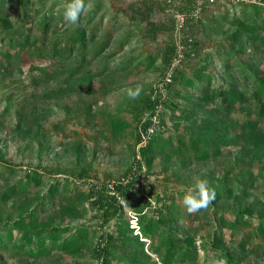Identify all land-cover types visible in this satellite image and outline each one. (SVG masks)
Returning <instances> with one entry per match:
<instances>
[{"label":"trees","instance_id":"16d2710c","mask_svg":"<svg viewBox=\"0 0 264 264\" xmlns=\"http://www.w3.org/2000/svg\"><path fill=\"white\" fill-rule=\"evenodd\" d=\"M68 3L0 0V85L26 71L34 91L55 97L57 106H63L60 98L75 93L90 96L111 89L121 72L107 60L120 47L101 53L115 37L118 17L113 14L104 23L105 12L99 13L104 0H85L79 22L72 24L62 15ZM160 3L167 22L154 25L169 37L161 49L159 80L174 59L179 62L171 68L170 81H164L161 126L138 148L159 97L147 96L137 106L132 161L122 173L135 165V177L116 183L112 194L106 185L97 189L87 182L86 166L78 171V181L65 173L46 179L42 168L18 170L3 163L0 148V264H61L65 259L72 264H264V6L206 3L177 31L174 9L187 12L191 0ZM129 33L120 45L128 43ZM98 57L105 62L93 66ZM130 61L139 68L140 61ZM12 97L7 93L4 112ZM39 107L15 109L8 132L38 153L46 144L42 119L48 106ZM166 109L174 129L169 133ZM108 123L113 136L130 126L118 115ZM156 156L178 179L185 176L188 188L206 180L215 199L189 213L182 199L187 189L153 196L152 182L143 184V177ZM117 195L134 212L138 233ZM88 210L93 214L86 219Z\"/></svg>","mask_w":264,"mask_h":264},{"label":"rangeland","instance_id":"374dc122","mask_svg":"<svg viewBox=\"0 0 264 264\" xmlns=\"http://www.w3.org/2000/svg\"><path fill=\"white\" fill-rule=\"evenodd\" d=\"M104 2L99 12H105L104 23L116 14L118 20L115 23L119 27L113 41L104 48L101 55L104 56L120 47V52L107 61L109 66L121 72V75L115 76L114 85L108 91L90 96L75 93L71 97L60 98L57 103L63 106L55 104L57 100L55 97L46 99L42 92H35L26 71L20 76L6 79L4 85H0V148L6 160L3 163L8 161L18 170L30 167L42 168L46 179L63 176L65 173L66 176L77 181L78 171L86 166L85 178L90 183L121 176L131 164V152L135 144L133 133L137 122L135 116L139 114L137 106L147 96L155 94L154 86L163 71L161 49L164 48L169 37L168 31H161L154 24L166 23L167 18L161 9L160 0H104ZM238 8L234 10L238 11ZM129 31L128 43L125 46L120 45L119 40ZM206 46L207 44L203 42L202 47L206 48ZM132 58V64L140 61L138 69L127 64ZM104 62V58L98 57L92 65L97 66ZM123 65L125 69H122ZM136 87L141 89L140 94L134 98L128 96V89L134 90ZM7 93L13 95L12 105L9 111L4 112ZM33 105L38 106V110H41L39 107L41 105L48 106L42 119L46 144L40 153L34 145L28 144L23 138L8 134L9 128L11 129L16 121L14 110L19 107L29 111ZM142 111V115L147 112L144 109ZM115 115L120 116L130 125L119 136L111 135L108 123V118ZM164 115L169 130L167 132H172L174 129H171L173 127L171 111L166 109ZM160 159L159 156L153 159L143 177V184L152 182L153 196L162 193L175 195L179 190L188 189L190 185L186 177L182 175L178 179L172 167L164 168ZM135 200L136 195H132L130 201ZM123 207L131 226L135 227L133 233H138L136 218H131L135 216L134 212L127 204ZM92 214L93 211L88 210L85 218H91ZM110 228H113L112 223L107 226V229ZM199 254L201 261L202 251ZM90 260L89 256L85 258L87 263ZM10 264H20V261L10 260ZM61 264H72V262L65 259Z\"/></svg>","mask_w":264,"mask_h":264},{"label":"built area","instance_id":"2783aa9c","mask_svg":"<svg viewBox=\"0 0 264 264\" xmlns=\"http://www.w3.org/2000/svg\"><path fill=\"white\" fill-rule=\"evenodd\" d=\"M168 1H170L171 3L173 2L175 5H178V3H181L185 0H176V1L168 0ZM215 1H217V0H191V7H190V10H188L187 12L178 10L177 8L174 9V18H175L176 30L179 31L180 29H182V27L184 26L185 20L188 16H190V15L197 16L199 14V12L201 11L202 7L206 3H212ZM224 1H227L230 4H238L241 2H250L253 4H259V5L264 6V0H224ZM181 47L182 46H179V50ZM179 56H181V55H179ZM178 62H179V58L174 59L170 65L169 71H167L166 75L164 76V80H162V81L158 80L154 86V93H155L154 95L158 96L159 100L154 105V108L152 109V111L148 114V116L150 118V124L148 125L146 130L141 134V139L138 142L136 148L145 144L146 141L148 140V138L152 135V133H154L156 130H158L161 126L159 115H160V112L162 109L161 100L165 95L164 81L165 82L170 81L171 68L174 67L175 63H178ZM136 157H138V155H136ZM135 174H136L135 173V165H133L132 168L128 171V173L126 175H122V176L118 177V179H109V180L102 181V182L94 181L92 183L94 184L95 188H97V189H99L101 187V185H106L105 188L108 190V192L113 194L114 193V185L116 183L125 184V183L129 182L133 177H135ZM117 200L119 201V203L122 206L126 204L125 199L119 195H117ZM134 217L135 216H133V217L131 216L132 219ZM135 223H136V226L138 229L137 220ZM132 227L135 228L134 226H132Z\"/></svg>","mask_w":264,"mask_h":264},{"label":"clouds","instance_id":"9594fccd","mask_svg":"<svg viewBox=\"0 0 264 264\" xmlns=\"http://www.w3.org/2000/svg\"><path fill=\"white\" fill-rule=\"evenodd\" d=\"M85 9V0H69V3L63 10V18L66 22L76 24ZM141 89L136 87L128 89L127 94L130 97H136L140 94ZM183 204L189 213H195L206 208L215 199V192L207 186L206 180H198L185 191Z\"/></svg>","mask_w":264,"mask_h":264}]
</instances>
